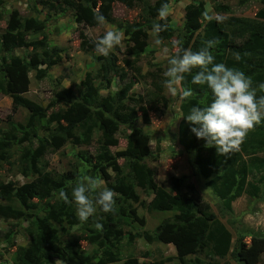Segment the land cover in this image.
<instances>
[{"label":"trees","instance_id":"1","mask_svg":"<svg viewBox=\"0 0 264 264\" xmlns=\"http://www.w3.org/2000/svg\"><path fill=\"white\" fill-rule=\"evenodd\" d=\"M248 1L242 0V3ZM168 2L159 0L154 6H150L147 0H82L81 4L77 0H36V6L39 4L44 9H58L62 14L76 12L78 21L92 27L98 26L94 17L97 14L103 15L104 23L124 28L129 34L132 46L127 48V54L135 62L141 59L148 46V35L143 28L151 30L153 24L160 23L164 25V29L159 33L164 39L171 38L175 33H182L179 50L175 55L183 49L197 51L211 42L209 50L214 55L215 62L242 71L251 79L253 87L264 83V0H259L262 8L256 13L255 19L232 16L225 21L210 17L202 1L190 3L185 8L184 25L178 29L167 26L165 20L153 17L154 12ZM116 3L129 9L141 3L139 21L128 25L117 22L112 14ZM5 25L4 29L0 28V92L11 96L13 101L12 113L7 119L13 121L21 108L26 109L30 116L26 126L11 122L7 131L1 134L0 168L3 164L11 167L16 164L26 174L33 163L41 161L49 148L56 150L64 146L76 132H81L84 143H89L97 132L100 134L99 154L87 157L85 161L101 171V178L106 180V188L119 196L114 195L112 213L105 214L98 208L99 217L88 233L91 245L100 249H113L124 238L126 218L142 222L137 210L133 208V204L140 203L137 190L140 189L153 196L147 203L150 211L171 213V216L156 227L154 236L149 232L139 235L147 243L167 238L176 249L179 264H221L188 259L198 254L205 260H227L222 264H246L240 256L242 237L238 236L233 244V235L223 219L234 224L233 202L244 194L258 197L261 192L259 184L264 180V120L248 130L238 147L226 156L218 155L215 148H205L204 141L198 140L191 133L184 116L194 105L203 107L209 104L212 96L206 86L192 85L191 76H185L181 88H191L193 95L182 99L180 105L182 119L178 126V142L186 152H196L194 166L217 197V215L212 211L211 205L201 197L197 187L188 182V178L173 180L170 188L156 184L155 171L145 161H157L161 149L158 147L155 152L150 150V136L138 125L139 113L145 109L132 96L134 84H126L114 95L101 94L103 90L110 89L115 76L122 81L126 80L127 73L119 65L116 54L93 57L94 62L100 64L101 83L96 85L94 79L88 75L81 83L83 89L79 96L71 89H61L56 93L50 107L43 108L17 93L10 80H13L12 76L26 77L32 71L36 72L38 80L46 78L49 70L58 64L55 59L58 49L49 48L43 23L35 21L27 28L18 10L11 11ZM29 32L39 34L41 40H29ZM31 46L33 48L29 62L15 55L7 60L2 55ZM234 54H239V61L233 58ZM135 62L126 60L123 64L130 69L134 68L140 74ZM157 90L159 94L162 93V85ZM257 94L264 95V92L257 89ZM50 109L52 110L49 113ZM41 126H48V136L38 139L36 149L31 146L25 148L18 159L12 160L13 150L24 141L30 143L32 139H36ZM121 127L131 130L127 148L113 155L110 147L119 144L117 134ZM19 133L23 134L20 138ZM120 159L128 164L126 174L122 173V167L118 163ZM108 170L116 174L113 182L109 181ZM255 173L262 174L261 179L256 182L250 179ZM66 187L65 177L47 170H41L36 179L23 185L0 184V199L7 202V205H0V216L22 219L28 224L26 232L29 242L26 246L17 248L15 264H50L55 259L64 264H94V258L83 253L76 241L63 242L55 231L50 230L52 223L61 224L74 213L70 200L66 202L61 199L53 203L49 201L54 194L65 191ZM97 223L102 225L100 229L95 227ZM118 258L116 255L110 256L98 263H115ZM124 264L141 263L137 258L129 257Z\"/></svg>","mask_w":264,"mask_h":264},{"label":"rangeland","instance_id":"2","mask_svg":"<svg viewBox=\"0 0 264 264\" xmlns=\"http://www.w3.org/2000/svg\"><path fill=\"white\" fill-rule=\"evenodd\" d=\"M0 28H5L8 15L13 10H18L27 28L40 21L45 26V32L48 35L47 44L49 48L58 49L55 59L58 61L48 72V76L42 80L36 78V72L32 71L26 77L12 76L11 83L16 88L17 93L34 101L43 108H49L55 99L57 92L61 89H71L79 96L83 87L82 81L90 75L94 79V83L98 85L102 78L100 75V64L95 63L94 56H98L95 52V41L103 36L105 31H118L121 33L122 39L118 46L114 47L110 53H114L119 58V65L125 69L127 73L126 80L122 81L117 76L112 80L110 89L103 90V96L114 95L116 91L123 88L128 83H133L131 91L144 107V111L139 113L138 125L143 131L150 136L149 147L155 152L158 147L161 149L160 158L157 161H145V163L155 171L156 184L165 188H170L171 183L175 179L188 178V182L194 184L201 197L208 202L212 211L218 215L217 197L211 189L206 185L205 180L194 166V157L196 152H186L178 142V126L182 119L180 105L182 99L180 96L181 86L175 95L167 91L163 85L162 73L167 68V61L174 56L179 50V43L182 40V33H175L171 38L164 39L160 33H154L147 28H143L148 35V46L138 62L127 54V48L132 46L129 41V34L124 28H118L114 25L104 23L95 27L89 26L82 21H78L76 12H67L62 14L58 9L48 10L42 8L41 5L36 6V0H0ZM80 4L82 0H77ZM150 6H154L159 0H147ZM169 15L164 19L167 26L178 29L184 25L185 8L193 2H203L206 13L212 18L227 20L228 18L244 17L255 19L256 13L262 8L259 0H249L242 3V0H168ZM225 8V10H224ZM142 5H137L129 9L121 3H116L113 9V17L117 22L128 25L139 21L141 18ZM157 11L154 12V18L158 19ZM159 35V36H158ZM29 40H41L39 34L29 32ZM160 43L157 44L156 41ZM175 43V47L173 46ZM32 46L30 48H18L13 53H4L3 56L7 60L12 55L20 57L22 60L29 62ZM109 53V54H110ZM129 60L135 62L140 74L133 69L126 67L124 61ZM44 68V66H41ZM162 85L163 91L159 94L157 90ZM141 98V99H139ZM12 98L0 92V137L1 134L9 128L11 122L22 123L27 125L30 113L21 108L14 116L13 121H9L7 117L12 113ZM63 106V105H61ZM52 109L49 110V113ZM44 123V122H43ZM48 126L38 130V137L22 142L21 146L13 150V159L20 157L25 148L32 147L36 149L38 139H44L48 136ZM131 130L121 127L117 138L119 144L116 147H110L113 155L127 148L128 136ZM23 134L19 133L18 137ZM100 134L95 132L89 143H84L81 132H76L75 136L64 146L54 150L49 148L41 161L33 163L30 171L23 173L18 165L8 166L2 165L0 168V184L15 183L23 185L37 178L41 170H47L51 173L59 174L65 177L67 187L65 193L71 202V189L79 178L89 176L96 178L98 188L93 190H103L106 188V180L101 178L103 174L97 168L85 161L88 157H95L100 150ZM260 156H263L262 154ZM87 158V159H88ZM92 161V160H91ZM122 167V173L128 172V164L122 159L118 161ZM109 181L113 182L116 174L112 170H108ZM262 174L255 173L251 180L255 182L261 179ZM260 185V193L258 197L248 194L242 195L232 204L234 224H229L227 219H223L228 229L233 235V244L236 243L238 236H241L242 250L240 252L241 260L246 264H264V180ZM140 194V203L133 204V208L137 210L138 217L142 219L133 220L126 218V226L124 227L123 240L113 249H100L95 245H91L88 241L89 229L93 227V222L98 219L99 211L94 213L87 221L81 222L75 214V205H73L74 213L63 220L61 224L52 223L51 231H55L63 242L67 240L76 241L79 249L88 256L94 258V264H99L101 260L117 256L118 261L110 264H124L129 257H135L141 264L163 263V264H179L177 260V252L174 245L163 237L159 242L147 243L140 238L143 232H149L154 236L156 227L166 218L171 216L170 212H153L147 206L153 196L137 189ZM118 197V194H115ZM61 200L59 193L53 195L49 200L51 203ZM142 201L144 205H142ZM0 205H7V202L0 199ZM27 222L22 219L2 218L0 216V264H15L16 250L20 246H26L29 237L26 232ZM133 237V238H130ZM189 260L201 259L204 261L225 263L227 260L214 258L204 259L201 255L190 256ZM50 264H64L55 259ZM109 264V263H107ZM231 264H235L231 262Z\"/></svg>","mask_w":264,"mask_h":264},{"label":"clouds","instance_id":"3","mask_svg":"<svg viewBox=\"0 0 264 264\" xmlns=\"http://www.w3.org/2000/svg\"><path fill=\"white\" fill-rule=\"evenodd\" d=\"M169 15L168 3H163L158 9L160 20ZM98 25L105 22L103 15L94 17ZM164 25L155 23L151 31L159 33ZM122 36L118 31H105L103 36L95 41V52L108 56L110 51L118 46ZM160 43L159 40L156 41ZM176 46L175 43L173 45ZM211 42L197 51L183 49L181 53L172 56L167 61V68L162 73L163 87L175 95L182 85L186 75L191 76V84L206 86L212 99L206 106L194 105L184 119L190 125L191 133L204 141L205 148H215L220 156H226L234 151L246 136L248 130L264 120V95H258L257 89L264 92V83L252 86L251 79L242 71L227 67L224 63L215 62V57L209 50ZM239 61V54L233 57ZM193 95L191 88L180 89V96L187 99ZM98 180L89 176L79 178L71 189V202L75 205V214L81 222L94 215L97 208L105 214L114 211V192L104 188L95 193ZM66 202L68 196L64 191L59 193ZM97 229L101 224L95 225Z\"/></svg>","mask_w":264,"mask_h":264}]
</instances>
